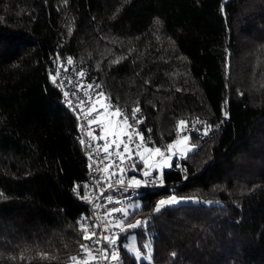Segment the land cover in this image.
<instances>
[{
	"label": "trees",
	"instance_id": "trees-1",
	"mask_svg": "<svg viewBox=\"0 0 264 264\" xmlns=\"http://www.w3.org/2000/svg\"><path fill=\"white\" fill-rule=\"evenodd\" d=\"M263 42L264 0H0V264H76L84 243L89 167L55 53L138 105L158 148L180 121L220 125L183 178L164 171L166 187L141 196L127 224L147 226L122 237L150 245L139 264H264ZM171 195L195 202L155 212ZM118 264L138 263L122 249Z\"/></svg>",
	"mask_w": 264,
	"mask_h": 264
},
{
	"label": "built area",
	"instance_id": "built-area-1",
	"mask_svg": "<svg viewBox=\"0 0 264 264\" xmlns=\"http://www.w3.org/2000/svg\"><path fill=\"white\" fill-rule=\"evenodd\" d=\"M49 62L48 72L60 93V102L77 119L76 141L88 162V180L76 185L79 198L90 213L88 220L82 222V225L88 226L89 234L92 232L98 234L91 240L84 239L83 245H87V250L81 246L75 256L76 264H118L119 254L124 249L122 237L127 229V221L138 211L133 207L141 203L142 195L166 187L164 172L158 174L149 171V167H145L144 159H141L145 152L146 155L151 153L146 151V148H158L153 144L152 129L146 124L140 107V111L136 113L140 122L131 120L132 109L138 105L127 109L112 101L106 96L97 76L86 68L78 66L73 60L68 63V57L64 58L60 53H55ZM101 92L103 96L100 95ZM117 107L123 114L113 111ZM110 115L114 117L115 123L122 127V131L112 134L105 132L106 128L100 118L106 116L107 119ZM125 115L129 117L128 124L124 123ZM94 117L96 122L90 123ZM219 131L218 123L200 118L183 126H179L178 123L174 129L173 141L192 137L196 142H203ZM81 140L84 141L83 144ZM125 144H128L130 151H124ZM105 145H108L107 150ZM137 145L142 147L137 149ZM137 151L139 155H136ZM187 169V155L175 153L167 171L183 178ZM145 171L150 172V175L143 176L142 173ZM131 177H136L141 184L129 187L128 180ZM85 196L88 198L83 199ZM109 196L112 197L111 201L108 200ZM113 209L118 211L113 212ZM125 211L128 213L127 217L123 214ZM104 237L114 239L115 243H108ZM113 254L118 256V259H113Z\"/></svg>",
	"mask_w": 264,
	"mask_h": 264
},
{
	"label": "rangeland",
	"instance_id": "rangeland-1",
	"mask_svg": "<svg viewBox=\"0 0 264 264\" xmlns=\"http://www.w3.org/2000/svg\"><path fill=\"white\" fill-rule=\"evenodd\" d=\"M224 1H229V0H224ZM259 46L263 47L264 42H263V44H260ZM247 48L251 49L252 46L247 47ZM258 52H260V51L255 52V54ZM249 55H250V53H249ZM254 64H256V63H254ZM100 121L103 122V124L106 128L105 129L106 133L112 134V133L120 132L123 130L122 127H120L118 124L115 123L114 117L112 115H110L109 118H107V119H106V116H105V118H100ZM169 144H173L172 149H169L167 147ZM196 145H197L196 140H194L192 137H187V139H185V137H183V138L179 139L178 141H172V142L168 143L166 146L159 147L160 153H156L155 151H153L149 155H146V152H145L143 154L145 167H149V171H151V172H156L158 174H162L164 171H167L169 169V166L172 162V158H173L175 153H181V154L187 155L195 149ZM172 196H175V195L159 198L156 202V206L161 200H168ZM175 197L179 201L178 203L163 205V206H161L160 210H162L166 207L177 206V205L183 204V203L195 202V200H193V199L189 200L187 198H181V197H177V196H175ZM156 206H155V208H156ZM141 207H142V205H141V203H139L138 205L134 206L133 209L140 210ZM136 220H138V219L137 218L134 219L131 223L135 224ZM128 229L131 230V229H135V228H128ZM123 248L130 256L134 257V259L136 260V262L138 264L140 262H147V263L151 262V259L146 258L149 256L151 257L152 252H151L150 247H145V251H144V253H142L138 249L136 237L133 233L128 235L125 238ZM129 249H132V250L130 251ZM137 251L140 253L139 258H137V256H136Z\"/></svg>",
	"mask_w": 264,
	"mask_h": 264
},
{
	"label": "snow or ice",
	"instance_id": "snow-or-ice-1",
	"mask_svg": "<svg viewBox=\"0 0 264 264\" xmlns=\"http://www.w3.org/2000/svg\"><path fill=\"white\" fill-rule=\"evenodd\" d=\"M223 8H224V6H223V4H222V5H221V12H223ZM155 23H156V24H160L161 21H160L159 19H156ZM71 62H72L71 58H68V63H71ZM80 74L83 75V73H80ZM54 82H55V81H54ZM89 87H92V86L89 85ZM97 87H99V85H97ZM66 95H67V93H66ZM100 95L103 96L104 94L101 92ZM113 111H114L115 113L123 114V113L121 112V109L118 108V107H117V108H114ZM139 111H140L139 106H137V107H135V108L132 109L131 120H133V121H137V122H140V121L138 120L137 116H136V113H138ZM95 122H96V118L94 117L93 120H92L90 123H95ZM128 122H129V117H128L127 115H125L124 123H125V124H128ZM185 123H186V122H184V121H180V122H179V126H183ZM129 126H131V125H129ZM89 135H91V133H90ZM141 138H142V137H141ZM142 139H143V138H142ZM185 139H187V137H185ZM81 143L83 144L84 141L81 140ZM104 147H105V150H107L108 145H105ZM117 147H119V145H117ZM140 147H142V145H137V149H139ZM167 147H168L169 149H172V148H173V144H169ZM145 150L148 151V152H153V151H155L156 153H160V149H159V148H156V149L146 148ZM124 151H126V152L130 151V150H129V147H128V144H125V145H124ZM117 155H120V154L117 153ZM136 155H139V151H137ZM141 159H143V157H141ZM122 162H123V161H122ZM133 170H135V165H133ZM121 172H123V169H121ZM142 175L145 176V177H147V176L150 175V172L145 171V172L142 173ZM120 183H123V181H120ZM161 183H162V180H161ZM140 184H141V181L138 180L136 177H131V178L128 180V186H129V187H131V186H133V185H135V186H139ZM0 197H3V193H0ZM87 198H88L87 196L83 197V199H87ZM108 200L111 201V200H112V197L109 196V197H108ZM178 202H179V201L177 200V198H176L175 196L170 197L168 200H161V201L157 204V206H156V208H155V211H156V212H159L161 206H163V205H166V204H173V203H178ZM112 211L115 212V211H118V210H117V209H113ZM123 214H124L125 217H127V215H128V213H127L126 211H125ZM146 226H147V221L136 220L135 224L128 223L127 228L146 227ZM87 228H88V226H83V225L81 226V232L84 234V235H83V239H85V240H91L92 237L98 236V234L95 233V232H92V233L89 234ZM122 230H123V229H122ZM104 240H106V241H107L108 243H110V244L115 243V240L112 239V238H110V237H104ZM82 247H84L85 250H87V245H82ZM145 247H150V245H145ZM129 250L131 251L132 249H129ZM139 255H140V253L137 251V252H136V256H137V258H139ZM172 255L175 256V253H172ZM112 258H113V259H118V256H116L115 254H113ZM146 258H147V259H151L150 256H149V257H146ZM71 259H72L73 261H76V260H77V257L74 256V257H72Z\"/></svg>",
	"mask_w": 264,
	"mask_h": 264
}]
</instances>
